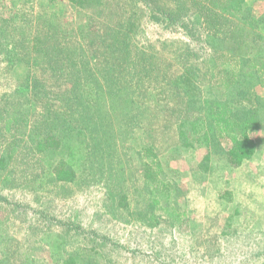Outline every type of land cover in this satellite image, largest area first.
Instances as JSON below:
<instances>
[{"label": "rangeland", "instance_id": "rangeland-1", "mask_svg": "<svg viewBox=\"0 0 264 264\" xmlns=\"http://www.w3.org/2000/svg\"><path fill=\"white\" fill-rule=\"evenodd\" d=\"M214 44L188 0H0V264H264V121L238 167L178 138L181 73L195 107L243 63Z\"/></svg>", "mask_w": 264, "mask_h": 264}, {"label": "trees", "instance_id": "trees-1", "mask_svg": "<svg viewBox=\"0 0 264 264\" xmlns=\"http://www.w3.org/2000/svg\"><path fill=\"white\" fill-rule=\"evenodd\" d=\"M70 1L77 4L84 2ZM246 1L248 0H188L189 7L196 16L198 29L212 43H216L212 45V51H226L233 59L243 61L230 70L223 68V65L218 68V77L213 84L222 96L204 97L194 107L197 96L193 73L186 69L177 79L185 102L188 106L193 104L184 109L183 121L178 124V138L182 145L191 147L194 143H199L210 148L212 144L220 142L229 144L226 158L233 167L252 158L254 142L248 135L250 131L260 129L264 121V97L256 94L252 87L257 85L264 88V25L255 16L242 11ZM224 44L225 49L221 48ZM233 96L236 98L229 102L227 99H232ZM187 125L188 128L185 129ZM77 135V144H83L85 136L80 130ZM41 145L50 151H60L62 156L71 155L68 150L72 147L64 143L61 137L46 135ZM81 149L85 148L82 146ZM80 156L81 161L86 157L85 153H80ZM209 157L206 156L205 159L208 160ZM73 173L71 165L66 162L64 168L56 172L55 178L58 181L67 180Z\"/></svg>", "mask_w": 264, "mask_h": 264}, {"label": "crops", "instance_id": "crops-1", "mask_svg": "<svg viewBox=\"0 0 264 264\" xmlns=\"http://www.w3.org/2000/svg\"><path fill=\"white\" fill-rule=\"evenodd\" d=\"M262 127V126H261ZM261 129V128H260ZM260 129H258V130H260Z\"/></svg>", "mask_w": 264, "mask_h": 264}]
</instances>
